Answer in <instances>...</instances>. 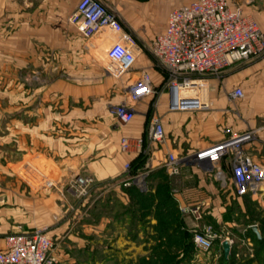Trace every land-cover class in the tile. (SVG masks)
<instances>
[{
	"label": "crops",
	"instance_id": "crops-1",
	"mask_svg": "<svg viewBox=\"0 0 264 264\" xmlns=\"http://www.w3.org/2000/svg\"><path fill=\"white\" fill-rule=\"evenodd\" d=\"M77 1L0 0V250L7 234L49 225L47 234L53 239L62 229L61 189L56 186L55 191L46 195L34 187L28 180L30 164L56 174L57 181L69 173H80L90 180L91 190L108 189L107 184L112 182L111 188L119 190L122 196L117 183L126 161L141 156L142 164L135 161L137 172L142 169L156 172L163 167L168 152L178 156L194 153L225 137L228 131L250 130L256 138L249 141L246 148L253 159L264 166V59H252L227 68L223 77H231L234 84L226 85L225 89L218 86L221 78L208 79L204 96L211 104L209 108H174L170 105L169 90L164 89L156 101L152 95H145L128 102L134 108V116L128 123L121 124L111 112L112 106L126 98L125 87L137 79L141 71L150 75L153 87L164 83L166 74L149 53L151 41L164 31L170 9L193 0H102L120 13L129 30L142 43V47L135 50L132 68L122 76L112 74L108 69L109 60L105 55L104 58L97 56L96 52L104 50L105 53L116 34L105 28L85 39L69 24L68 17ZM228 1L240 6L244 15L264 27L259 17L264 14V0ZM153 20L155 25H152ZM127 29L124 28L129 32ZM7 63L15 66L11 75L18 85L13 88L9 87L13 78L8 77ZM24 65L48 71L62 68L65 75L74 77L62 91L63 100H70L71 104L64 107L63 114L51 116L44 123L67 125L57 126L55 132L52 127L47 133L50 137L45 138L42 132L44 148L43 143H39L40 147L35 150L28 146L25 94L19 83L21 73L17 70ZM251 67L259 70L252 79L243 80V70L246 73ZM234 86L241 87L244 96L231 102L226 94ZM32 109L38 110L35 104ZM154 114L162 121L165 139L150 144L147 127ZM124 136L129 138L130 146L122 151L120 140ZM223 168V173H218L205 164L187 163L180 165L178 174L184 184L195 182L188 192L195 196L193 203L204 213L205 219L211 218L218 224L215 228L222 223L248 231L250 224L256 223L259 232L258 221H249L245 203L247 199L257 200L258 207L264 209V184L255 193L237 195L229 170ZM248 233L244 238L251 245ZM211 249L217 254L223 253L215 244Z\"/></svg>",
	"mask_w": 264,
	"mask_h": 264
},
{
	"label": "built area",
	"instance_id": "built-area-1",
	"mask_svg": "<svg viewBox=\"0 0 264 264\" xmlns=\"http://www.w3.org/2000/svg\"><path fill=\"white\" fill-rule=\"evenodd\" d=\"M68 22L85 39L105 28L116 34V39L105 51L110 63L108 69L112 74L122 76L132 68L138 46L133 35L122 28L119 17L105 2L78 0ZM151 43L149 53L166 78L162 85L153 87L150 75L141 71L138 78L125 87L126 98L113 105L111 110L121 124L128 123L134 116V108L128 102H135L145 95H152L156 101L164 89L169 90L170 105L174 108H209L211 104L204 96L208 79L221 78L232 65L264 59V27L228 0H193L170 9L164 31L154 36ZM180 91L185 92L180 94ZM226 96L232 102L242 98L244 93L241 87L234 86ZM147 137L150 144L165 139L162 121L156 114L149 119ZM250 139L251 131H228L225 137L194 153L178 156L168 152L163 168L172 175L178 174L180 165L187 163L205 164L217 169L218 173H223L225 166L237 195L255 193L264 184V166L247 150ZM129 146V138L122 137L120 149L124 151ZM123 169L118 185L146 189L147 169L132 172L129 161L125 162ZM89 183L88 178L78 176L74 183L77 186L75 192L83 193ZM47 229L42 226L8 234L0 250V264H58L54 242ZM215 239L219 240L220 252L222 240H226L230 248L234 246L232 237L216 234L210 225L194 233L192 241L205 252L213 247Z\"/></svg>",
	"mask_w": 264,
	"mask_h": 264
},
{
	"label": "rangeland",
	"instance_id": "rangeland-1",
	"mask_svg": "<svg viewBox=\"0 0 264 264\" xmlns=\"http://www.w3.org/2000/svg\"><path fill=\"white\" fill-rule=\"evenodd\" d=\"M108 8L117 14L122 28L129 30L127 22L121 19L120 13L113 6H108ZM259 17L264 21V14L261 13ZM155 24L153 20L152 25ZM129 32L134 36L137 46L142 47V43L136 38L137 35L132 30ZM96 52L97 56L104 58V50ZM14 67L12 64H6L8 77L14 72ZM17 70H20L19 83L22 84L25 94V122L29 149L31 147L35 150L37 146L39 148V143H43L44 148L45 142L40 134L43 132L46 138L47 133L53 128L55 132L57 126L61 128L67 125L44 123L45 119L49 120L51 116L63 114L64 107L71 104L70 100H63L62 91L74 77L65 75L62 68L48 71L43 67L24 65L23 68H17ZM258 70L252 67L248 68L246 73L243 70L242 79L247 77L252 79L251 76ZM11 77L13 79L9 87L13 88L18 84H15L17 80L14 75ZM230 79L231 77L222 76L218 86L221 89H225L228 84L227 87L232 86L234 80L231 82ZM34 104L38 109L36 111L32 109ZM49 104L50 107H46ZM37 122L39 126L35 125ZM255 138L254 132L251 131L249 141ZM46 142L48 145L51 144L50 141ZM28 171L30 172L29 182L46 195L55 191L56 186L61 189V194H59L64 205L60 222L63 226L59 234L53 237L58 264H166L164 260L168 256L174 257L173 260L166 261L171 264H225L227 262L230 264H263L262 251L255 254L256 247L253 239L250 242L251 245H248V241L244 238L248 231H244L240 226L227 227L222 223L215 228L218 224L211 218L205 219L204 213L196 206L197 204L193 203L195 196L190 191L188 192L192 190L190 188L195 182L192 180L184 184L179 174L169 175L163 167L147 176V194L138 196L129 191L125 197L123 194L120 195L119 190L111 188L113 187L112 182L107 184L110 188L105 189L106 191L104 189L91 190V183H89L83 193L77 194L75 192L77 186L74 183L78 176L84 177L80 173H69L63 180L57 181L56 174L36 168L31 164ZM245 204L250 223L254 222L253 220H257L258 224L260 221L264 222V209L258 207L257 200L247 199ZM224 211L228 210L222 212ZM74 213L77 215L72 217ZM159 216L160 223H158ZM174 216L177 217L173 219ZM177 224L180 226L178 228L183 231L180 234L175 229ZM205 225H210L218 235H229L233 238L234 248L233 250L231 248L232 251L230 250L224 257L228 259L227 261L219 260L220 253H215L213 249L202 252L193 244V241L194 251L188 256L187 244L191 242L194 233L202 230ZM251 225L256 227V223H251ZM46 227L50 228L49 225ZM231 227L235 228V231H232ZM258 227L259 236L261 233L264 236L260 225ZM113 234L116 235L113 236Z\"/></svg>",
	"mask_w": 264,
	"mask_h": 264
},
{
	"label": "trees",
	"instance_id": "trees-1",
	"mask_svg": "<svg viewBox=\"0 0 264 264\" xmlns=\"http://www.w3.org/2000/svg\"><path fill=\"white\" fill-rule=\"evenodd\" d=\"M141 156H138V157H136L134 160H132V161H130V165H131V169H132V172H137V168L135 167V164H136V162L135 161H138L137 163L140 165V164H142L143 163V158L141 157ZM150 173L151 172H149L148 174H147V176L148 175H150ZM153 173V172H152ZM147 176H146V180H147ZM120 191H121V193L124 195V196H126L128 193H129V191H132L133 193H135L136 195H138V196H141L142 194H147L148 193V189L146 190V189H139L136 185H130V186H121L120 187ZM177 216H174L173 217V219H175ZM160 218V216L158 217V223H160L161 222V220L159 219ZM258 225H260V227H261V232H263V234H264V222H259V224ZM178 227H180L178 224H177V227H175V229L178 231V233L180 234V232H183L180 228H178ZM248 232H249V235H250V237H251V239H253V241H254V243H255V247H256V249H255V254H258L260 251H262V254L264 255V236H262V233H261V235L258 237L257 235H256V233H255V231L252 229V228H250V227H248ZM216 245L217 247H220V244H219V240L218 239H215V240H213V245ZM179 245V244H178ZM188 246H187V254H188V256H190V254H192L193 253V251H194V245L192 244V240H191V242L190 243H188L187 244ZM180 246V245H179ZM233 248H234V246L232 247V250H233ZM231 250V251H232ZM169 257V258H168ZM167 258H165V260H164V262L166 263V264H171V263H169V262H166L167 260H173L172 258H174V257H172V256H168ZM219 260H228V259H226V258H224V256H223V253L221 252L220 254H219ZM225 264H230V263H225ZM263 264H264V261H263Z\"/></svg>",
	"mask_w": 264,
	"mask_h": 264
},
{
	"label": "water",
	"instance_id": "water-1",
	"mask_svg": "<svg viewBox=\"0 0 264 264\" xmlns=\"http://www.w3.org/2000/svg\"><path fill=\"white\" fill-rule=\"evenodd\" d=\"M251 227H253V229L257 232V236H259L257 227H255V225H251ZM221 244H222V249H223V255L224 257H226L230 251V245L227 243L226 240H222Z\"/></svg>",
	"mask_w": 264,
	"mask_h": 264
},
{
	"label": "bare ground",
	"instance_id": "bare-ground-1",
	"mask_svg": "<svg viewBox=\"0 0 264 264\" xmlns=\"http://www.w3.org/2000/svg\"><path fill=\"white\" fill-rule=\"evenodd\" d=\"M188 91H191V90H188ZM185 92V91H184ZM183 91H180V94H183L184 93ZM204 94H205V92H204Z\"/></svg>",
	"mask_w": 264,
	"mask_h": 264
}]
</instances>
